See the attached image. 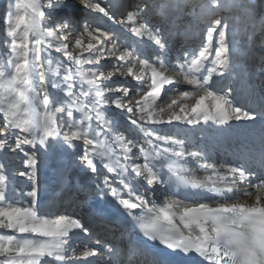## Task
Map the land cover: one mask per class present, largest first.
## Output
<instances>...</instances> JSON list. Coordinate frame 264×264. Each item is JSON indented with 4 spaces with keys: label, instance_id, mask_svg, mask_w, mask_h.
Returning <instances> with one entry per match:
<instances>
[{
    "label": "snow or ice",
    "instance_id": "snow-or-ice-1",
    "mask_svg": "<svg viewBox=\"0 0 264 264\" xmlns=\"http://www.w3.org/2000/svg\"><path fill=\"white\" fill-rule=\"evenodd\" d=\"M103 2L77 0L138 39L77 20L71 0H5L0 11V153L20 158L27 189L10 190L0 163V264H92L100 255L77 254L74 237L91 235L84 220L40 200V159L65 146L81 149L80 164L103 177L98 197H110L128 225L104 245L110 264H169L155 245L194 264H264V99L246 106L223 84L244 78L233 59L242 40L264 47V0H138L134 10ZM178 39L186 50L173 63ZM233 122L254 127L258 147L221 164L190 151L186 133L159 128ZM165 188L172 196L158 199Z\"/></svg>",
    "mask_w": 264,
    "mask_h": 264
},
{
    "label": "bare ground",
    "instance_id": "bare-ground-1",
    "mask_svg": "<svg viewBox=\"0 0 264 264\" xmlns=\"http://www.w3.org/2000/svg\"><path fill=\"white\" fill-rule=\"evenodd\" d=\"M236 58V55L233 54L234 61ZM246 58L248 59V56ZM238 70L243 74L242 80L226 76L223 84H231L239 94L238 99L242 104L250 105L258 110L261 100L264 99V84L259 82L262 72L258 71V67L253 68V66H246ZM178 87L183 91L190 90L191 86L180 83ZM194 128V131L192 126H188L187 129L191 145L188 149L206 152L212 163L232 162L234 160L233 154L242 151L246 146L258 147L259 142L255 128L242 122H233L230 128H221L215 125L196 126ZM81 154L79 147L71 149L67 146L52 154L53 165L49 170L50 174L46 176L45 183L41 186L40 200L50 206L55 205L62 211L66 210L65 214H73L84 220L86 226L91 229V235L86 237L78 233L75 236L77 254L85 247H99L101 249L100 255L89 258L92 264H110L109 253L105 250L104 245L120 242L121 232L128 225L125 224L110 197L104 199L98 197L96 185L100 184L103 177L95 179L84 169L79 162ZM190 167L195 169V163L190 162ZM197 174L204 175L199 170H197ZM163 190L162 193L159 191L156 193L158 199L162 200L167 196L166 191L172 193L171 189L165 188ZM171 196L172 194L169 197ZM174 198L183 200L184 193L181 192ZM136 235H139L138 231ZM96 240H100L99 246L96 244ZM160 249H162L161 246L155 245L152 246L151 251L156 252Z\"/></svg>",
    "mask_w": 264,
    "mask_h": 264
},
{
    "label": "rangeland",
    "instance_id": "rangeland-1",
    "mask_svg": "<svg viewBox=\"0 0 264 264\" xmlns=\"http://www.w3.org/2000/svg\"><path fill=\"white\" fill-rule=\"evenodd\" d=\"M4 2L5 0H0V11H2L4 7ZM99 2H102V6H104L103 0H99ZM106 2L113 3V4H120L121 2H124L126 3V5L130 6L128 10H134V6L136 3H138V0H106ZM71 3L75 10V16L77 20L81 22L84 20H87L89 23L101 24L107 30L112 31L115 34L119 35V37L122 40L126 39L129 43H132L134 42V40L138 39V38H134L131 34L127 33L126 30H124L120 25L114 22H109L106 18H102L100 14H96L88 9L83 8L81 5L77 3V0H71ZM114 12H115V20L123 19L125 17L124 8H116L114 9ZM3 27H4L3 21L0 20V29H3ZM2 35L3 33L0 32V37H2ZM193 46H196V45L193 44ZM184 49L185 47L179 39L176 40L171 45L168 55L173 63L175 62L176 58L183 53ZM145 50L149 55H151L152 50L150 47L146 46ZM4 51H7V49L3 47L2 39H0V52H4ZM234 55H236V57L239 56L240 58L239 68L242 69L243 67H246V66H253V68L258 67L259 68L258 71L262 72V76L259 79V82L264 84V75H263L264 73V47L253 48L250 43L242 40L240 43L239 50L237 51L236 49H234ZM246 56H248V59L246 58ZM112 62H113L112 59H109L105 63L110 65ZM126 82L133 83L130 77L127 78V81H125L124 79H120L117 81V83H120V84H124ZM165 92L167 95H173V93L167 91V88ZM108 112L113 114L115 118L118 121H120L122 125L126 126V116L124 114L120 113L114 107H110L108 109ZM159 128L162 133H168V134H172L175 130H179L181 131L180 138H184V133H186L188 135L187 136L188 138L187 147H189L190 136L187 132V129H188L187 125L180 126L179 129H174L173 126H169V125H161L159 126ZM194 130L195 128H193V131ZM52 154L53 153H49L46 156H42L38 164V183L40 184V191H41V186H43V184L45 183L46 176L50 174L49 170L53 165ZM0 163H2L5 167V175L8 177V183L10 186V190L12 187H15L17 190H27L25 188L26 178L21 177L16 174L19 171L25 170L24 166L21 164L20 158L15 154H12L9 152H2L0 153ZM144 187H146V185ZM171 194L172 193L170 191H166L167 196H170ZM74 241L76 244L77 241L75 237H74Z\"/></svg>",
    "mask_w": 264,
    "mask_h": 264
}]
</instances>
